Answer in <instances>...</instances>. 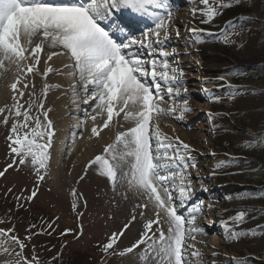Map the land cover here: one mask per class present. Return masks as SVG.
I'll list each match as a JSON object with an SVG mask.
<instances>
[{"label": "snow or ice", "instance_id": "snow-or-ice-1", "mask_svg": "<svg viewBox=\"0 0 264 264\" xmlns=\"http://www.w3.org/2000/svg\"><path fill=\"white\" fill-rule=\"evenodd\" d=\"M200 3L205 6L202 23L213 20L219 9L232 6L215 0ZM144 19H150L154 27L142 32L140 39L130 25ZM171 20L167 0H0V76L11 65L21 74L9 85L11 105L0 107V123L8 125L11 120L6 137L11 163L0 171V177L14 166L30 165L37 177L36 187L45 180L55 130L49 119L50 110H44V100H38L35 92H29V99L22 102L24 90L29 88L24 78L29 74L47 78L58 71L49 62L54 57H68L70 62L64 68L71 70L66 75L76 81L69 90L82 91L83 103L91 108L90 114L86 111V118L93 122L90 138L99 137L113 126L121 129L104 147L103 154L89 161V166L98 165L99 175L107 179L114 191L117 186L126 187L127 192L144 201L136 207L151 206L155 216L144 223L139 239L120 254L143 245L140 258L145 261L190 264L188 250L192 249L191 257L200 264L195 242L204 230L196 220L203 201L193 200L188 171L196 167L192 149L179 137H168L160 129L163 117L182 121L192 111L188 98L182 95V90L187 92L184 73L170 62V58L175 61L176 50H166ZM190 31L193 43L204 42L199 35L202 29ZM46 49L52 51L45 58L42 53ZM41 64L42 72L38 68ZM21 84L24 90L19 87ZM32 87L35 88L34 83ZM56 87L59 85L44 83L41 95L46 98ZM165 103L169 104L167 108L162 106ZM257 136L244 146L264 147V134ZM36 196L37 191L33 190L26 200ZM20 198L16 197L17 201ZM72 207L75 210V202ZM139 215L143 217L145 213ZM244 217L241 210L232 219L239 224ZM135 220L133 215L124 229L108 237L102 246L105 254L114 251L117 241ZM222 223L231 238L244 234L229 228L227 222ZM13 232L14 229L0 228V255L10 257L0 264H41L35 255L29 258L23 254L26 244ZM31 238L26 236L24 240Z\"/></svg>", "mask_w": 264, "mask_h": 264}, {"label": "rangeland", "instance_id": "rangeland-1", "mask_svg": "<svg viewBox=\"0 0 264 264\" xmlns=\"http://www.w3.org/2000/svg\"><path fill=\"white\" fill-rule=\"evenodd\" d=\"M215 2L220 1L215 0ZM210 3H213V0H210ZM167 4L169 9L172 8V20L166 50H176L175 61L170 58V62L175 63V66L184 73V87L187 92L185 94L182 90V95L188 98L192 111L186 113L182 121L174 117H163L160 120V129L168 137L173 139L179 137L180 141L190 145L192 149L196 167L188 171L192 180L193 200L203 201L202 211L196 220V224L204 230L203 234L196 236L203 240L202 243L197 239L195 242V249L200 252L198 260L200 264H236L235 259H251V264H264V238H255L256 236L253 238L251 235H246L244 239H242L243 235L238 239L231 238L222 223L227 222L228 227L237 232L247 228L246 214L242 223L236 224L232 219L238 211H241L240 209H246L244 204L229 202L232 196L230 194L239 190L242 185L241 183L238 185V181L234 179L237 173L231 175V172H241L245 169L242 167L229 169V163L234 158L258 159L256 155L235 152L232 149L241 142L240 136L244 132L256 130L253 125H258V118L264 120V117H259L256 111L250 109L256 105L254 104L256 101L251 97L222 98L221 89L224 85L230 84L227 75L235 66L245 64L251 66L257 64L259 59L257 56L244 58L233 55L231 50L224 49L223 45L207 44L206 39L202 37L204 30L199 34L204 42L193 43L194 37L190 30L200 29V25L207 24L201 22L205 19L202 15L205 6L200 0H167ZM183 8L186 11L181 12ZM215 19L216 17L213 20ZM146 20H149L147 23H150V28L154 27L150 19ZM231 28L237 30L234 25ZM232 35L231 32L224 33L221 37L212 34V38L218 40ZM201 50L207 54H216L215 60L211 61L207 57L201 59L200 56L199 59L198 54ZM205 65L212 68L205 69ZM72 81L76 82L73 78ZM249 86L260 88V84H249ZM260 103L263 104L264 101ZM198 105H202L203 109H197ZM162 106L167 108L169 104L165 103ZM80 110V115L75 118L82 120V123H79L82 126L83 121L88 120L87 110ZM240 111L244 113L241 114ZM36 114L34 109L33 115ZM215 117L217 118L214 120ZM224 119L232 125V129L221 127L224 125ZM245 119L249 122L247 128L241 123ZM92 123L78 135L82 138L91 135ZM96 123H101L99 117ZM70 126H73V123L72 125L70 123ZM10 127L11 124L6 130L0 131V171L11 163L9 142L6 139ZM67 132L70 130L68 129ZM103 149L97 152V155H102ZM66 153L67 149L61 148L59 159H62ZM94 158L90 157L89 161ZM220 164L224 166L216 167ZM59 165L58 162L55 170H52L48 162L45 180L39 183L38 188L37 177L30 165L14 166L2 177L4 186L15 185L9 183L8 179H12V183L18 180L21 182L20 184L15 182L17 185L14 191L19 193L1 190L0 228L14 229L13 234L26 244L23 254L29 258L35 255L41 264H55L56 260V264H59L58 261L65 264H155L151 259L145 261L140 258L144 250L143 245L131 253L120 254L139 239L144 230V223L148 219L155 218L151 206L148 209L136 207L144 201L127 192L126 187L117 186L114 191L107 179L99 175V166H89V162L75 172L74 180L67 184L64 191L57 192L48 183V177L59 172L61 167ZM72 170L73 162L70 160L65 171L69 174ZM33 190L37 191V196L27 201L26 197ZM16 196L21 197L19 201L24 200V205L19 207L16 204ZM73 202L76 203L75 210L72 207ZM140 212H144L145 215L141 217ZM133 215L136 216V220L131 222L130 227L117 241L114 251L109 250V253L105 254L102 246L107 242L108 237L124 229V225L131 221ZM31 225L35 227L30 228ZM239 226L242 227L239 229ZM153 227L155 228V225ZM164 230H167V225L164 226ZM26 236H31V240H24ZM188 243L193 242L189 240ZM13 248L19 250L15 246ZM188 251L190 263L195 264V260L190 255L192 249ZM9 258L0 255V262Z\"/></svg>", "mask_w": 264, "mask_h": 264}, {"label": "trees", "instance_id": "trees-1", "mask_svg": "<svg viewBox=\"0 0 264 264\" xmlns=\"http://www.w3.org/2000/svg\"><path fill=\"white\" fill-rule=\"evenodd\" d=\"M218 1H220L219 3L230 4L232 6L221 8L219 10V14L216 16V19L203 25V27L218 30L223 24L227 22H230L228 25L236 26L237 30L229 27L228 32L233 34L231 37L228 38L225 36L219 41L225 46L230 47L237 55H240L244 58L257 56L259 61L257 64L231 71L230 75L234 79L244 78L252 84H260V88L258 89L252 88V90H237V93L239 94L233 96L231 95V92H223L221 93V97H233L235 99L251 97L253 101H256L254 103L256 105L252 106L250 109H253L254 112L256 111L259 117H264V103H260L261 101H264V0ZM252 12L256 15V19L250 16V13ZM228 32L225 33L228 34ZM239 113H241V111ZM243 113L244 111H242L241 114ZM231 114L232 113H230V115ZM216 118L217 117H215L214 120ZM246 121L247 119L241 122L244 128H247L249 125V122ZM258 121V125H253V128L256 130L251 133L244 132L240 136L241 142L232 150L258 155L264 161V147L251 148L244 146L247 142L257 139V134H264V130H262L264 129V120L258 118ZM223 123L224 125H221L223 129L233 128L226 119H224ZM238 167H242L245 170H242L241 172L233 171L231 174L237 173L235 176L236 178L234 179H236L239 183L244 182L245 186H243V188H241L239 191L233 193L229 198V202L235 201L245 205L246 209H240L248 216V221L245 224L247 228L240 230L241 233H244L242 239H244L246 235H251L253 238L255 236V238H264V162L251 159H234L229 163V169ZM1 190L7 191L3 188ZM1 190L0 197L2 196ZM23 203L24 200L16 202L19 207L24 205ZM241 227L242 226H239L238 228L240 229ZM58 262L59 264H65L62 261ZM64 262H66V259ZM235 263L251 264L252 262L251 259H245L243 261H235Z\"/></svg>", "mask_w": 264, "mask_h": 264}, {"label": "bare ground", "instance_id": "bare-ground-1", "mask_svg": "<svg viewBox=\"0 0 264 264\" xmlns=\"http://www.w3.org/2000/svg\"><path fill=\"white\" fill-rule=\"evenodd\" d=\"M184 11L186 10H184L183 8L181 12ZM130 27L137 30V25L134 22L130 25ZM148 29L149 28L146 27V30ZM132 32L137 35L138 38L142 35V31L139 30H132ZM49 51H52V49H46L45 52L42 53V56L46 58ZM215 55L216 54H207L205 51L201 50L198 54V58L199 56L201 57V59L207 57L211 61H214ZM69 62L70 61L68 57H54L53 60L49 62V64L58 71L50 73L47 78H42L39 75L34 76L32 74H29L24 78V83H27L29 85V88L24 90L23 84L19 86L22 90L25 91V96L23 97L22 102L29 99V92H35V96L38 100H44V110H50L49 119L52 122L53 129L55 130V135L53 137L52 146L49 149V165L51 166L52 170H55V168L57 167V163L59 162V166L61 167L57 174H50V176L48 177V183L57 192L64 191L67 184H70L71 181L74 180L75 172L78 171L80 167L89 162L90 157L93 158L97 156V152L103 149L107 144L111 143L115 137L116 132L118 130H121L116 126H113L110 129L104 130L99 137L90 138L91 135H89L82 138L78 135V133H82L83 129H85L90 123H92V121L90 119H88L87 121H83V125L81 126L79 123H82V120L75 117L80 115V109L87 110V112L90 114L91 108L89 105L83 103L84 94L82 91L73 92L69 90L70 85L74 83L72 81V78L66 75V73L71 69L64 68V64H67ZM38 68L42 72L44 65H38ZM204 68L209 69L212 67H206L205 65ZM58 72L65 74H58ZM18 75L21 74L17 72L14 65H11L9 66L8 70L5 71L2 76H0V107H3L6 104L11 105L13 94L9 88V85L14 82ZM33 83L35 84V88L32 87ZM44 83H48L49 85H59V87L51 89L48 92L47 97L45 98L41 95ZM79 87L82 86L78 85V88ZM25 106L27 105L25 104ZM197 109H203L202 105H198ZM0 119H2V117H0ZM70 123L71 125L73 123V126H70ZM10 124L11 120L9 121L8 125L0 123V131L6 130V127H9ZM68 129L70 130V132H67ZM68 144L74 145L69 146ZM63 147L64 149H67V153L63 156L62 159H59L60 149ZM70 160L73 162V170L68 174L65 171V168L67 162ZM66 178L67 180H65ZM8 182L15 185H17L15 182H18L19 184L21 183L19 180L13 181L12 183V179H8ZM3 183L5 182H2V177H0V190L3 188L8 192L9 189H11L12 191L10 193L16 192L14 191L16 189L15 185L13 187L7 184L6 186H4ZM196 239L198 241H201V243L203 241L198 237H196Z\"/></svg>", "mask_w": 264, "mask_h": 264}]
</instances>
